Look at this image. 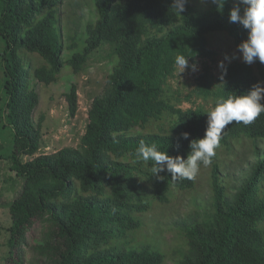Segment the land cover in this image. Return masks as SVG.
<instances>
[{
  "label": "trees",
  "instance_id": "16d2710c",
  "mask_svg": "<svg viewBox=\"0 0 264 264\" xmlns=\"http://www.w3.org/2000/svg\"><path fill=\"white\" fill-rule=\"evenodd\" d=\"M94 2L98 20L87 26L83 52L67 63L78 74L104 45L118 62L91 105L80 146L36 156L42 142L41 124L34 122L40 98L30 78L47 86L59 82L64 51H75L77 45L65 46L58 26L64 0H0L3 118L14 132L8 158L10 169L24 178L9 208L5 264H164L166 255L158 251H128L118 242L141 227L135 214L149 211L154 202L168 204L174 192L193 191L204 167L192 180H173L167 171L158 179L151 161L136 158L140 142L187 159L191 140L205 134L208 106L230 95H246L264 82V64L258 60L248 65L230 58L223 79L222 69L215 74L211 65L221 51L214 45L218 36L225 37L229 51L237 52L248 37L242 25L229 20L237 0H227L223 11L210 3L202 13L194 12L188 0L181 14L172 9L173 0ZM244 7L240 5L241 15ZM180 54L191 57L189 65L202 66L192 75V88L184 81L180 85L185 87L176 84L180 70L175 57ZM66 100L75 117L76 85ZM184 132L190 133L188 140L182 138ZM248 140L256 163L232 194L217 156L220 149L232 150ZM258 140H264V114L249 125L233 122L222 132L210 165L213 212L186 230L189 248L180 264H264V157L256 158ZM37 223L41 232L31 239Z\"/></svg>",
  "mask_w": 264,
  "mask_h": 264
},
{
  "label": "rangeland",
  "instance_id": "374dc122",
  "mask_svg": "<svg viewBox=\"0 0 264 264\" xmlns=\"http://www.w3.org/2000/svg\"><path fill=\"white\" fill-rule=\"evenodd\" d=\"M119 2L125 0H118ZM194 12L202 13L209 9L211 0H189ZM98 20V11L94 0H64L63 6L57 13L58 26L63 30L65 46L75 42V51L66 49L64 51L63 73L59 82L52 85H44L35 82L31 76V87L39 94L40 103L34 114V122L41 124L42 142L39 153L53 154L63 148H77L81 144L83 135L88 125V113L96 97L103 94L107 77L112 73L118 59L114 56L110 46L104 45L93 52L86 67L75 74L67 63L74 53L83 52L87 38V26L95 24ZM225 43V37L218 36L214 41L221 51H217L216 63L211 64L215 74L219 72V63L225 57L242 59V54L237 51H229ZM226 45V46H225ZM0 43V50L2 49ZM227 48V49H226ZM227 50V51H226ZM0 51V264H5L8 254L7 229L12 223L9 208L13 200L19 195L24 178L19 177L10 169L9 156L13 151L14 132L7 126L3 118V107L5 94L3 91L4 73L2 69ZM25 64L30 67L28 54L21 53ZM35 63L40 64L34 58ZM196 72L179 73L177 85L192 88L195 85L192 76L201 71V64H197ZM73 85L78 89V111L75 117L69 112L66 94L70 92ZM218 101V100H217ZM217 101L208 106L213 110ZM242 140V139H240ZM259 155L264 157V140H258ZM25 157L24 161L31 160ZM217 160L220 163L222 176L229 193H235L237 187L250 175L256 163L254 148L251 141L237 142L232 150L220 149ZM212 167H204L200 170L197 185L193 191L179 193L174 192L168 204L152 203L149 211L143 214H135L134 217L140 221L141 227L135 231H129L126 236L118 242L128 251L148 248L166 255L164 264H180L188 251L186 230L194 224L201 222L213 212L212 194ZM236 187V188H235ZM264 195V183L262 187ZM261 228L264 230V223ZM40 224H36L31 232V239L38 237L41 232Z\"/></svg>",
  "mask_w": 264,
  "mask_h": 264
},
{
  "label": "clouds",
  "instance_id": "9594fccd",
  "mask_svg": "<svg viewBox=\"0 0 264 264\" xmlns=\"http://www.w3.org/2000/svg\"><path fill=\"white\" fill-rule=\"evenodd\" d=\"M188 0H173L172 9L177 14L183 13ZM227 0H211L218 10L223 11ZM244 5L241 15L240 5ZM229 20L232 23H239L248 32L247 39L238 45V51L242 54L243 61L252 65L257 60L264 64V0H237L236 6L229 13ZM183 54L175 57V67L180 70V74L186 69L192 72L198 70L194 62L189 65V59ZM229 60V57H225ZM222 69L221 79L227 74L224 61L219 63ZM264 82L253 85L246 95H230L226 100L216 104L213 110L207 114V127L203 138L193 139L190 142V153L187 159L182 156H170L168 153L158 150L155 144L147 145L143 141L136 151L138 161L152 162L151 172L153 177L163 180L159 174L167 171L173 180L180 178L194 179L200 167H209L213 163L216 149L220 146L222 132L232 124H251L261 114H264ZM184 140H188L190 133L181 134ZM179 147V145H177Z\"/></svg>",
  "mask_w": 264,
  "mask_h": 264
}]
</instances>
